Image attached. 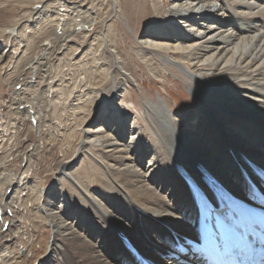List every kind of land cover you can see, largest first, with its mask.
I'll return each mask as SVG.
<instances>
[{
  "label": "bare ground",
  "instance_id": "obj_1",
  "mask_svg": "<svg viewBox=\"0 0 264 264\" xmlns=\"http://www.w3.org/2000/svg\"><path fill=\"white\" fill-rule=\"evenodd\" d=\"M39 5L4 30L0 65L12 41H26L24 56L46 28L57 43L49 42L41 66L67 50L73 59L82 53L76 38H89L92 9L65 0ZM125 17L137 25L147 20L135 44L125 36V71L107 36L98 35L89 58V75L98 78L90 87V121L79 123L76 151L58 165L54 183L38 192L33 187L36 213L51 238L48 254L36 264H137L136 252L160 264L173 235L194 234L197 226L188 179L216 194L223 188L247 195L250 185L263 189L251 167L264 171V0H125ZM103 54L106 65L100 63ZM134 59L163 86L170 82L168 66L185 73L196 98L192 110L175 111L165 99L150 96L140 104L142 122L122 113L119 105L133 101L131 86L138 84ZM26 85L31 89L34 83ZM87 156L94 159V174L82 179L72 168ZM3 225L0 264H6L4 254H11L13 241ZM184 260L199 262L185 255L174 264Z\"/></svg>",
  "mask_w": 264,
  "mask_h": 264
},
{
  "label": "rangeland",
  "instance_id": "obj_2",
  "mask_svg": "<svg viewBox=\"0 0 264 264\" xmlns=\"http://www.w3.org/2000/svg\"><path fill=\"white\" fill-rule=\"evenodd\" d=\"M40 1L0 0L2 47L7 44L4 30L16 22L24 21L36 6H40ZM65 3L90 7L93 11L94 22L89 28V38L85 39L82 34L76 38V43L83 50L78 58L70 57L67 50L64 55L53 59L49 66H41L45 64L49 42L57 43L49 35L50 29L46 28L33 40L34 43L31 41V50L28 49L24 56L21 52L25 50L26 41H12L11 47H8L9 56L0 65V225L4 224L3 231L9 227L13 237L11 254H4L6 264H36L48 254L45 249L50 248L51 238H48L50 234L47 226L44 223L42 225L36 213L34 205L37 201L34 199L33 187L38 192L54 183L58 165L76 151L79 123L82 118L87 119L86 122L90 121V87L98 81L94 74L89 75L92 71L91 56L97 47L94 39L100 34L107 36L110 51L120 60V66L125 71V36L130 37L135 44L146 31L143 25L147 20L137 25L135 20L131 22L125 17V0H65ZM60 16L56 17L58 22L62 20ZM106 57L105 54L100 56L102 65L107 64ZM38 60L41 61L40 66L37 65ZM132 61L134 79L138 84L131 86L133 101L129 105H119L122 113L133 114L142 122L140 104L142 98L150 96L165 99L175 111L192 110L196 98L187 88L185 73L168 66L165 76L170 82L163 86L148 71L141 72L137 59ZM28 62H33L32 68H29ZM150 81L153 83L150 84ZM31 83L34 85L30 89L26 84ZM108 97L110 100L109 93ZM17 102L18 105L15 104ZM96 116L91 120L96 119ZM32 150L33 156L30 154ZM92 161L94 159L90 156L81 157L72 168L73 174L77 173L82 179L92 176ZM10 184L12 188L8 190ZM69 184L70 181H67L66 185ZM13 195L14 198L10 199ZM2 202L6 204L3 206Z\"/></svg>",
  "mask_w": 264,
  "mask_h": 264
},
{
  "label": "water",
  "instance_id": "obj_3",
  "mask_svg": "<svg viewBox=\"0 0 264 264\" xmlns=\"http://www.w3.org/2000/svg\"><path fill=\"white\" fill-rule=\"evenodd\" d=\"M185 235H187V234H185Z\"/></svg>",
  "mask_w": 264,
  "mask_h": 264
}]
</instances>
